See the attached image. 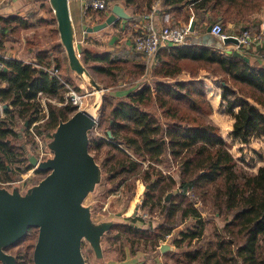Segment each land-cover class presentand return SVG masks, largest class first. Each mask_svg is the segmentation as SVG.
<instances>
[{
	"label": "trees",
	"instance_id": "16d2710c",
	"mask_svg": "<svg viewBox=\"0 0 264 264\" xmlns=\"http://www.w3.org/2000/svg\"><path fill=\"white\" fill-rule=\"evenodd\" d=\"M140 1L124 0V3L128 9H134L139 8ZM148 1L150 4L151 0ZM162 3L171 7L168 10L175 11L176 16L188 5L196 15L204 16L210 12L216 21L221 16L224 27L227 22L245 26L251 15L264 5V0H162ZM89 13L93 15L91 11ZM184 13L188 19L189 10ZM96 14L99 16L97 22L106 18L103 11ZM29 18L15 12L0 14V40L18 39L19 30L30 27ZM62 47V43L57 42L44 48L36 39H30L26 54L32 55L33 61L5 59L7 69L0 71V81L5 83L0 87V101L6 105L4 116L0 110V184L16 178L12 164H20V171L33 167L24 147L15 142L20 138L19 129L15 127L16 118H21L24 125L27 123L26 128L37 122L34 124L36 131L43 120L39 133L49 130L51 135L60 120L68 119L77 110V105L64 97L68 91L66 83L44 69V66L60 68V58H53L50 52L60 51ZM85 56L84 61L89 63L91 57ZM91 59L103 62L93 66L95 71L110 77L118 72V79L129 81L130 88L123 99L108 106L107 122L113 139L149 162L145 170L149 179L152 176L149 171L155 169L153 162L161 161L163 155L178 164V179L170 175L160 187L166 188V192L178 190L176 200L166 201L164 223L154 226L156 229L149 223L152 233L128 226L130 231L143 235L149 232L152 238H160L165 233L161 227L165 226L167 235L178 226L179 216H191L195 219L193 227L181 231L182 239L176 241L180 245L187 240L191 245L195 238L205 236L206 220L198 206L210 201L216 211L225 214L226 222L223 227L215 228L214 246L198 245L184 251L188 262L264 264V164L256 172L239 164L219 126L207 119L213 113V107L207 98L205 82L199 76L201 70L220 76L221 98L234 117L231 135L248 142L254 135H264V112L261 110L264 108V61H247L227 50L223 43L189 41L161 47L149 62L143 53L127 46ZM183 71L189 72L191 77L180 80L178 75ZM146 74L151 76L152 83L148 78L143 79ZM112 85L108 83L106 87ZM43 96L57 98L61 105L49 101L44 106ZM113 147L124 156L113 161V166L119 170L112 178L138 169V162L117 143ZM159 177L154 182L151 178V189L155 190L162 179ZM229 215L230 219L227 218ZM32 228L37 227L29 228L8 251L27 240ZM14 255L19 263L21 253ZM31 264H34L33 258Z\"/></svg>",
	"mask_w": 264,
	"mask_h": 264
},
{
	"label": "rangeland",
	"instance_id": "374dc122",
	"mask_svg": "<svg viewBox=\"0 0 264 264\" xmlns=\"http://www.w3.org/2000/svg\"><path fill=\"white\" fill-rule=\"evenodd\" d=\"M18 9L22 15H26L30 21V27L19 30V38L11 39L10 37L0 40V53L7 56L8 52H14V55L21 56L27 55V48L30 39H36L39 45L44 48H50L54 43H61V38L57 26V20L53 8L49 0H20ZM25 6V7H22ZM262 7V6H261ZM260 7V8H261ZM52 8V9H50ZM259 8V9H260ZM24 9V10H22ZM77 3H71V10L76 11ZM9 10L3 11V13H9ZM19 12V11H18ZM93 13V12H91ZM94 15V13H93ZM95 16V15H94ZM101 22V21H100ZM98 23V22H96ZM77 34L75 38V43L77 51L80 53V58L86 67L89 66L90 73L96 79V81L103 87L101 92L88 81V78L81 76L70 68L69 60L65 52L64 46L60 48V51L50 52V56L55 58L56 56L61 60V66L59 68L60 80L66 83L65 87L69 90H74L78 95L81 96L82 102L76 103L77 109H84L92 111L94 105L98 102L96 110L93 111L95 118L97 120L96 125L90 133V151L95 156L97 162L102 169V178L100 183L96 186L93 192H90L84 199L86 205L92 208V217L95 221H100L103 219H112L121 226H116L108 231L103 236V251L104 255L101 259H98L93 251L89 241L84 239L82 244V252L85 257L87 264H197L196 262H188L184 255V251L196 247L198 245H204V247L214 246L215 240V228H221L226 222L225 214L220 213L215 210V207L209 201L207 204H201L198 208L201 211L202 217L206 220V228L204 235L200 238H195L191 245L187 244V240L177 245L176 241L182 239L181 231H186L188 228L193 227L195 219L191 216L183 217L179 216L178 226L171 230L169 234L166 235V229L161 227L164 236L160 238H152L150 233H132L128 226H133L135 230H149V223L152 226L157 227L158 225L164 223V210L166 208L165 197L168 193L172 192L169 198L170 200H176L175 195L178 193L174 190L161 189V185L169 180V176L173 175L178 179V164L171 158H166V154L159 162H153L155 169L149 171L152 174L151 178H162L159 180L158 185L155 190L151 189V178L147 177V172L145 171L149 165L148 161H144L132 150L128 149L122 142L118 143L113 139V136L107 135L109 129V124L107 122L109 114V103L116 105L123 96L115 95L117 90L123 89L128 81L125 79H118L117 74L108 76L103 73L97 72L93 69L94 65H101L103 62L98 60H93V56L102 54L105 52L104 48H97L95 46L87 47L84 43L78 44L80 36V27L77 23H74ZM101 31V30H99ZM219 40V39H218ZM216 44V43H215ZM220 44V42H219ZM113 45V44H112ZM125 45L123 41L117 43L116 47ZM117 50V49H116ZM91 57L89 63L84 61L85 55ZM93 55V56H92ZM23 60V59H22ZM26 61V60H24ZM209 72V71H208ZM211 73V72H209ZM212 74V73H211ZM219 85H215L217 89L221 88V78L216 76ZM148 74H146V77ZM149 83L153 82L150 77ZM147 78H143L144 80ZM129 82V81H128ZM205 82V81H204ZM112 83V88L106 87V84ZM125 83V84H124ZM205 89L207 93V86L205 83ZM68 91L64 93L65 98H69ZM208 98V94H207ZM51 102L52 104L61 105V102L57 98H50L43 96L41 101ZM226 103H224L225 105ZM1 116H4L3 107H0ZM227 107H220V110L216 112V119L212 118V114L207 117L208 120L216 123L223 137L229 146L230 151L238 160L239 164L245 167L247 170L256 172L264 163V138L259 135H254L250 138L248 142L242 144L240 140L237 141L231 137L229 133L231 130V120L232 114L226 111ZM264 111V109H263ZM214 113V111H213ZM43 121V120H42ZM42 121L36 128L32 125L30 128H26L23 124L21 118H16V128L19 129L20 138L15 139L19 145L27 144L28 147L37 155L40 156V146H43V151H45L47 142L51 138L49 130H46L43 134L39 133V127L42 126ZM43 127V126H42ZM38 135L41 142H39L32 132ZM113 135V134H112ZM92 142V143H91ZM100 143V146H96ZM117 143L121 149H123L127 154H129L133 161H137L139 166L138 169L129 171L124 174H119L116 178H112L113 173L119 170V167L113 166V161L124 155L113 147ZM25 144V145H26ZM18 145V146H19ZM46 154L43 155V158ZM19 165L17 163L12 164L15 168L16 178L12 181L1 182L0 185H7L9 187L13 186V182L20 185L21 190L26 187L38 183L47 172H37V170L32 167L30 169H25L20 171ZM26 164H24L25 166ZM161 170V171H159ZM147 177V178H146ZM153 181V180H152ZM153 181V182H154ZM147 184L150 185L147 187ZM148 191V192H147ZM154 192V193H153ZM156 193V194H155ZM183 207V204H181ZM134 211L137 212L138 220L133 221L130 217ZM230 215L227 217L229 218ZM230 219V218H229ZM129 223V225L127 224ZM124 224H127L126 226ZM119 227V228H117ZM154 227V228H155ZM156 229V228H155ZM132 230V229H131ZM151 232V231H150ZM152 233V232H151ZM156 233V231H155ZM38 237V228H32L29 231L28 239L25 240L19 246L11 247L9 252L13 254L20 255V261L17 264H31V259L33 258V250ZM163 243H168L171 246L166 250H161V245ZM237 264H242L238 262Z\"/></svg>",
	"mask_w": 264,
	"mask_h": 264
},
{
	"label": "water",
	"instance_id": "95a60500",
	"mask_svg": "<svg viewBox=\"0 0 264 264\" xmlns=\"http://www.w3.org/2000/svg\"><path fill=\"white\" fill-rule=\"evenodd\" d=\"M49 1L70 68L81 76L85 75L98 91H102L103 87L78 54L70 0ZM129 17L125 8L116 3L103 21L83 27L87 34L104 29L118 18ZM211 28V25L207 27L203 43L222 45L211 34ZM191 39L188 36L185 41ZM224 42L237 43L238 40L229 36ZM233 54L250 61L248 55L237 49L233 50ZM97 106L98 102L94 107ZM96 122L94 115L80 108L68 119L60 120L47 142L48 155L42 159L30 147L22 145L29 164L48 172L38 183L24 190L17 182L11 187L0 185V264H17L16 255L8 248L17 244L31 227L38 228L33 250L34 264H87L82 252L84 239L89 241L98 259L103 257V236L121 223L112 219L95 221L91 206L84 203L86 196L95 190L102 178V169L89 149L90 133ZM108 135L113 136L111 130H108ZM171 193L165 200H169ZM170 246L163 243L160 247L164 251Z\"/></svg>",
	"mask_w": 264,
	"mask_h": 264
},
{
	"label": "crops",
	"instance_id": "0c3cea01",
	"mask_svg": "<svg viewBox=\"0 0 264 264\" xmlns=\"http://www.w3.org/2000/svg\"><path fill=\"white\" fill-rule=\"evenodd\" d=\"M75 2L77 3V8L76 11L71 10V3ZM82 0H70V10H71V15H72V20L74 23H77L80 27V36H79V42L78 44L84 43L87 45V47L90 46H95L99 48H104L105 52L106 51H113L116 49H120L123 46H127L129 49L133 48L132 46V37L138 33L141 32L142 26H143V18L142 15L144 12L148 11L149 9H155L154 10V18L156 21V24L158 27L163 26V25H187L190 28V32L188 36H191L192 39L191 42H204V35L207 33V27L209 25H213L216 22H221L220 20L222 19L221 16H219L216 21L210 16V12L206 13L204 16L196 15V11L191 7V6H184L182 7V10L180 12L179 16H176L175 11H170L168 9H172L169 6L163 5L162 0H151L150 4L148 0H141L139 2V8H131L128 9L124 3V0H109L110 8L104 12V15L107 17L111 13V8L114 4L118 3L122 5L126 12L130 15L129 18H118L114 23L108 25L101 31H93L89 32L86 34V31L83 27V25H94L96 22L99 20V16L96 14L93 18H87V16L84 15L82 11ZM20 4V0H0V14L3 13V11L9 10V12H15V13H20V9H18ZM150 6V7H148ZM25 7V6H22ZM190 9H186V8ZM24 10V9H22ZM189 10L190 14L188 19H186L184 11ZM19 11V12H18ZM22 14V13H21ZM91 16V15H90ZM118 21V22H117ZM99 23V22H98ZM248 28L251 29L252 32L256 33H262L263 37V44L262 45H255L252 48V53H257L256 56H253V54L250 57L251 61H264V5L257 11H255L251 17L249 22L245 25ZM241 24L236 26L231 22H227V24L224 26L226 28V31L228 33H238L239 30L242 29ZM75 34H77V29L75 27ZM76 38V37H75ZM116 41L117 43L123 41L125 45L123 46H117L116 47ZM113 44V45H112ZM224 45V44H223ZM227 46V45H226ZM103 52V53H105ZM8 58L13 57L17 59H23L26 61H33L34 58L32 55H23L21 56H16L14 55V52H8L7 54ZM6 67V66H5ZM5 67L3 69H5ZM52 67V66H51ZM54 67V66H53ZM200 78H202L207 86V94H208V99L210 100L213 111L212 113V118L216 119V112L220 110V107L227 105L226 101H224L221 98V90L217 89L215 85H219V82L217 81V78L213 76L211 73H209L207 70H201L200 72ZM144 78H147L146 75L143 76ZM190 73L187 71H183L178 75V78L180 80H186L189 79ZM149 81V78H148ZM125 84V83H124ZM129 83H126L125 87L121 89L120 91L115 89V95L118 96H123L127 93L129 90L130 86L128 85ZM5 86L4 82L0 81V87ZM132 87V86H131ZM108 88H112L109 86ZM67 100V98H66ZM2 104L3 102L0 101ZM42 103L44 106L46 104L42 100ZM5 107V104L3 105V108ZM264 108L261 110L263 111ZM237 110V108H236ZM227 111V110H226ZM228 112V111H227ZM264 112V111H263ZM232 118L231 120V127L229 130L232 131L233 128V122H234V117L231 115ZM231 131L229 132L231 134ZM260 137L264 138V135H259ZM231 137L237 141H239V138H236L231 135ZM225 139V137H224ZM243 142L242 140H240ZM246 142H243L242 144H245ZM264 164V163H263ZM262 164V165H263Z\"/></svg>",
	"mask_w": 264,
	"mask_h": 264
},
{
	"label": "built area",
	"instance_id": "2783aa9c",
	"mask_svg": "<svg viewBox=\"0 0 264 264\" xmlns=\"http://www.w3.org/2000/svg\"><path fill=\"white\" fill-rule=\"evenodd\" d=\"M82 11L87 18H93L94 15L90 14L89 11L93 13H99L100 11L106 12L110 8L109 0H82ZM154 10L151 9L143 13V26L141 32L136 33L132 37V46L134 49L140 51L143 53L149 62L154 55L157 53V51L161 47L168 46L172 43H185L188 34L190 32L189 26L185 25H163L158 27L154 18ZM91 15V16H90ZM211 34L215 36L217 39H219L224 45L226 46L227 50L233 51L234 49L239 50L245 55H248L251 57L256 56L257 53H252V48L255 45H262L263 44V37L262 33H254L251 31L250 28L245 26L241 30H239L238 33H228L226 30H224V27L222 25V22H216L212 25L211 28ZM233 36L237 38V43H225L224 40L229 37ZM80 55V53L78 52ZM8 56H5L4 54L0 53V71L5 67L4 62L5 59H7ZM44 69L49 71L52 75H55L59 78L60 74L58 67H48L44 66ZM67 100H71L73 103H81V96L77 94L74 90L68 91ZM0 107H3V104L0 102ZM37 122L33 123L36 124ZM34 135L36 136L37 140L41 142L38 135L35 134L34 131H32ZM40 156L37 154V156L42 159L43 155L48 153L43 151V146H40ZM46 149V148H45ZM17 182V181H16ZM8 183V182H6ZM10 183V181H9ZM13 182L12 184H14Z\"/></svg>",
	"mask_w": 264,
	"mask_h": 264
},
{
	"label": "flooded vegetation",
	"instance_id": "af4514ba",
	"mask_svg": "<svg viewBox=\"0 0 264 264\" xmlns=\"http://www.w3.org/2000/svg\"><path fill=\"white\" fill-rule=\"evenodd\" d=\"M153 181H154V178H153ZM150 185H148L147 184V187H149ZM148 192V191H147ZM135 213V215H133ZM134 213L132 214V217H130L131 218V220L133 219V218H135L137 215V212L136 211H134ZM128 225H129V223H127ZM127 224H124V225H127Z\"/></svg>",
	"mask_w": 264,
	"mask_h": 264
},
{
	"label": "bare ground",
	"instance_id": "6f19581e",
	"mask_svg": "<svg viewBox=\"0 0 264 264\" xmlns=\"http://www.w3.org/2000/svg\"><path fill=\"white\" fill-rule=\"evenodd\" d=\"M83 77H85V75H83ZM97 91H98V90H97ZM99 92H101V91H99ZM95 110H96V108L94 107L92 111H88V110H87V111H88L89 113H91L92 115L95 116V114L93 113V111H95Z\"/></svg>",
	"mask_w": 264,
	"mask_h": 264
}]
</instances>
